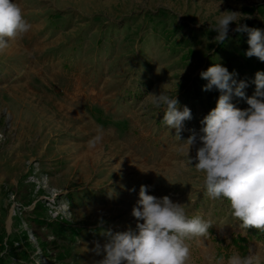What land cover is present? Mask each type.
Wrapping results in <instances>:
<instances>
[{"label":"rangeland","instance_id":"374dc122","mask_svg":"<svg viewBox=\"0 0 264 264\" xmlns=\"http://www.w3.org/2000/svg\"><path fill=\"white\" fill-rule=\"evenodd\" d=\"M14 2L31 27L0 51V240L4 255L17 249L25 257L7 262L97 264L103 257L92 249L105 242L103 231L135 230L141 185L185 204L189 218L213 221L207 236L185 241L186 264H229L240 256L232 247L231 257H218V247L247 231L227 199H209L204 173L188 166L181 145L193 132L203 135V126L183 128L179 141L148 94L176 95L182 110L199 86L196 76L220 63L252 96L257 72L248 59H259L245 55L249 46L235 38L236 24L219 51L210 24L219 11L262 24L264 0ZM140 79L143 94L130 100ZM231 102L249 107L236 96ZM61 226L68 239L56 234ZM249 254L264 263V242L254 240Z\"/></svg>","mask_w":264,"mask_h":264},{"label":"clouds","instance_id":"9594fccd","mask_svg":"<svg viewBox=\"0 0 264 264\" xmlns=\"http://www.w3.org/2000/svg\"><path fill=\"white\" fill-rule=\"evenodd\" d=\"M219 13L215 24H210L217 33L215 40L223 43L230 25L236 24L233 31L247 33L249 47L245 55L264 62V30L240 23L251 19V15L236 11ZM30 27L14 0H0V51ZM200 76L208 81L204 91L214 87L220 95L216 107L200 121L203 135L197 137L193 132L180 142L186 145L187 164L204 173L203 189L209 199H227L233 219L244 229L264 232V71L255 74V92L250 97L244 91L247 82L236 81L234 73L220 63L202 71ZM148 95L156 108L164 109L163 124L174 129L180 141L184 122L192 118L191 110L187 106L180 110L176 95L163 91ZM233 95L246 100L249 107H236L231 102ZM194 147L196 155L190 157ZM131 215L137 221L135 230L107 229L102 232L105 242H95L92 251L103 257L97 264H186L190 248L185 241L207 236L214 226L211 219L200 215L189 218L185 204L173 202L169 196L158 198L148 194L146 185L140 186ZM103 224L101 220L100 225ZM229 264H259V258L253 254L233 256Z\"/></svg>","mask_w":264,"mask_h":264},{"label":"trees","instance_id":"16d2710c","mask_svg":"<svg viewBox=\"0 0 264 264\" xmlns=\"http://www.w3.org/2000/svg\"><path fill=\"white\" fill-rule=\"evenodd\" d=\"M259 14H261L263 17V23L262 24L260 23V21L258 19H255V20L247 19L243 22V24H246L250 28H258V29L264 30V7L259 9ZM235 38H237V40H241L242 43H247V39H248L247 33H238ZM226 44H229V39L225 40L223 43H218L219 51H224L227 48ZM210 66H212V64L208 63V65L202 71H206ZM247 66L250 68L252 73L254 71H256V72L264 71V62H261L260 60L258 61V63H254L250 59H248V65ZM200 73L195 78V82L199 84L198 88H195V89L193 88L192 92L189 93V96H188V102H190L191 105H184V106H187L191 110V115H192V118L190 120H186L184 122V128H186V130H187V131H185L186 133L188 132V130H191V128L193 126H198L200 124V121L212 109H214L216 107V102H217V99L220 95V92L218 90H216L214 87H213V89H211L209 91L203 90L204 86L208 83V81L205 79H202L200 76ZM141 79L139 80V84L136 87V89H133L134 91H129L130 100H135L138 97H141V95L143 94L142 87L144 86V83H143V81H141ZM193 92H195V93L203 92L206 96L203 99H199L197 97H191V96H193ZM196 96H197V94H196ZM161 120H163V119H161ZM222 209H223V207H222ZM55 229L57 231L56 234H58L62 238L68 239V237H67L68 235H66L65 230L64 229L61 230L62 226L61 227H55ZM246 231H247L246 235H240V234L234 235L230 239V243L225 244L223 249L218 247V257H224V256L231 257L233 255L232 247H234L235 250L238 251V253L241 257H244V256L248 255V253L250 251V244L254 240H259V241L264 242V232L258 231L255 228H249ZM2 243H3V239L0 240V264H10L7 262V260H14V259L18 260V257H20V258L25 257L23 255V254H25V252L22 250L18 251L17 249H15L13 251H9L6 253L7 255H4V253H5L4 248L5 247L2 245ZM11 243H12V241H11ZM261 264H264V263H261Z\"/></svg>","mask_w":264,"mask_h":264}]
</instances>
